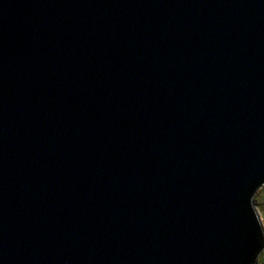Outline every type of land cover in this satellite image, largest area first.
I'll list each match as a JSON object with an SVG mask.
<instances>
[{
	"label": "water",
	"instance_id": "1",
	"mask_svg": "<svg viewBox=\"0 0 264 264\" xmlns=\"http://www.w3.org/2000/svg\"><path fill=\"white\" fill-rule=\"evenodd\" d=\"M264 0H0V264H257Z\"/></svg>",
	"mask_w": 264,
	"mask_h": 264
},
{
	"label": "rangeland",
	"instance_id": "2",
	"mask_svg": "<svg viewBox=\"0 0 264 264\" xmlns=\"http://www.w3.org/2000/svg\"><path fill=\"white\" fill-rule=\"evenodd\" d=\"M254 205L259 214L264 229V187H262L254 196ZM263 260H264V250L259 257L257 264H261V261Z\"/></svg>",
	"mask_w": 264,
	"mask_h": 264
},
{
	"label": "trees",
	"instance_id": "3",
	"mask_svg": "<svg viewBox=\"0 0 264 264\" xmlns=\"http://www.w3.org/2000/svg\"><path fill=\"white\" fill-rule=\"evenodd\" d=\"M261 264H264V260H263V261H261Z\"/></svg>",
	"mask_w": 264,
	"mask_h": 264
}]
</instances>
